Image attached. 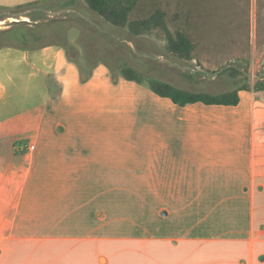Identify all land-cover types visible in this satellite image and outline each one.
<instances>
[{"label": "rangeland", "instance_id": "1", "mask_svg": "<svg viewBox=\"0 0 264 264\" xmlns=\"http://www.w3.org/2000/svg\"><path fill=\"white\" fill-rule=\"evenodd\" d=\"M55 2L0 0V29L13 27L0 33V47L26 44L37 48L51 44L61 48L65 58L79 70L81 87L75 90L76 97L81 92L82 101H86L74 98L60 112L48 114L46 130L55 118L65 117L71 126L76 123V128L85 132L80 136L90 149V159L89 151L79 152V159L69 156L66 165L61 157L52 159L61 165L58 175L51 171L55 168L50 160L52 156H45V151L39 148L41 142L35 151L36 212L42 213L50 202V195H59L60 190L62 196L65 191H70L67 196L79 194V230L73 216V223L65 232V236L79 238V264H89L91 257L96 256L104 257L106 260L103 258L100 264H106L107 257L115 250L127 255L125 259L129 261L119 264H139L141 238L157 237L169 230L184 231L197 223L206 224L208 229L217 223L226 224L232 216L226 212V202L210 210L211 204L219 199L163 197L162 190L169 189L170 183L165 188L166 183L156 182L154 168L146 175L141 174L136 162L128 164L141 155L148 161L154 160L146 154L155 148V131L162 124H170L173 117L177 118L175 111L179 110L171 100L149 89L150 79L142 74L198 91H226L235 84L245 83L253 86L264 78V62H258V56L252 55L256 41L255 51L260 54L264 50V29L253 31V12L264 14V0H142L147 12L156 6L165 10L169 28L187 33L194 42L192 56L187 59L169 49L166 33L160 28L134 35L128 27L114 29L90 8L87 0L56 10L52 9ZM31 14L42 18L35 22ZM27 23L36 27H29ZM260 23L264 24L262 20ZM99 62L105 64L106 86L114 90L110 94L120 99L110 107L104 101L106 90L101 84L82 87L85 81L81 80L79 66L93 72ZM130 65L139 70L143 86L121 77L120 68ZM255 65L259 66L257 70L253 68ZM52 76L53 87L57 78ZM54 89L59 96L61 87ZM205 108L201 104L188 106L184 114L197 117ZM79 110L92 112L82 114ZM70 111L73 113L69 114ZM59 133L53 127L51 138L45 132L43 139L60 146ZM108 162L123 165L112 166ZM229 206L234 212L236 200L231 199ZM163 211L171 214L163 217ZM162 223L165 226L161 227ZM125 248L132 252L126 254ZM68 249L69 253H78L74 245L69 244Z\"/></svg>", "mask_w": 264, "mask_h": 264}, {"label": "crops", "instance_id": "2", "mask_svg": "<svg viewBox=\"0 0 264 264\" xmlns=\"http://www.w3.org/2000/svg\"><path fill=\"white\" fill-rule=\"evenodd\" d=\"M253 15V31L263 30L260 20L264 22V14ZM4 30L7 29H0ZM256 45L257 41L252 55L264 62V50L259 54ZM104 65L96 64L82 87L101 84L109 106L120 99L110 94L114 90L106 86ZM53 74L61 87L56 97L47 83V77ZM79 87V70L65 58L61 48L51 44L37 48L26 44L0 47V264L80 262L79 238L65 236L73 216L79 230V194L67 196L70 191H65L62 196L60 190L59 195H50L49 204L38 213L34 192L35 151L41 142L39 148L45 156H52L51 163L57 170L52 167L51 171L58 175L61 165L52 159L61 157L66 165L69 156L79 159V152L89 151V157L90 149L80 136L85 132L79 131L76 123L73 127L65 117L55 118L46 130L50 112H60L74 98L83 100L81 92L76 97ZM239 96L237 105H188L206 107L197 117L184 114L188 106L171 101L179 109L175 111L178 116L157 128L155 148L146 154L155 162L141 155V159L128 163L136 162L141 174L146 175L154 168L156 182L166 183L165 188L170 183L169 189L162 190L163 197L219 199L210 210L226 202V212L232 215L229 220L226 218V224L217 223L211 229L197 223L184 231L169 230L157 237L141 238L139 264H264V91L241 89ZM89 111L92 112H78ZM60 126L63 131L58 130ZM53 127L61 132L60 146L43 139L45 132L51 138ZM231 199L236 200L234 212L229 206ZM69 244L76 246L78 253H69ZM128 250L125 248L124 252L130 254L132 250ZM126 256L115 250L106 264L129 262ZM103 258L91 257L89 264H100Z\"/></svg>", "mask_w": 264, "mask_h": 264}, {"label": "trees", "instance_id": "3", "mask_svg": "<svg viewBox=\"0 0 264 264\" xmlns=\"http://www.w3.org/2000/svg\"><path fill=\"white\" fill-rule=\"evenodd\" d=\"M77 1L78 0H56V4L52 6V9L71 8ZM87 2L90 8L114 26V29L118 30L128 27L134 35L157 28L162 29L166 33L169 49L178 54L180 58H191L192 51L195 47L194 42L187 33L181 30L173 32L169 28L167 13L159 6L147 12L145 6L142 4V0H87ZM144 12H146L145 15H143ZM31 18L37 22L42 17L39 18L38 15L31 14ZM43 19L45 20L46 18ZM43 23L45 24L46 22ZM28 26L30 27L29 24ZM35 27L34 25L33 28ZM12 28L13 27L0 31V33L10 31ZM79 69L81 80L87 81L91 76V72L89 70L85 71L81 66H79ZM120 69L121 77L142 84L143 77H139L141 76L140 72L139 70H137V72L134 66H122ZM142 76L149 77L150 82L147 86L154 93L161 97L169 98L174 104L182 107L195 103H203L206 105H237L240 102L239 91L241 89L255 90L256 92L264 91V79H258L253 86L248 83L244 85L235 84L230 90L212 92L181 88L173 83L156 79L151 74H142ZM52 77V75L47 77V83L49 82L51 94L56 97L57 95L54 88H59V83L55 80L54 86L52 87L50 82Z\"/></svg>", "mask_w": 264, "mask_h": 264}, {"label": "water", "instance_id": "4", "mask_svg": "<svg viewBox=\"0 0 264 264\" xmlns=\"http://www.w3.org/2000/svg\"><path fill=\"white\" fill-rule=\"evenodd\" d=\"M58 130H59V131H63V127L60 126V127L58 128ZM163 214H164V215H167V211H164ZM102 258H103V257H102Z\"/></svg>", "mask_w": 264, "mask_h": 264}, {"label": "bare ground", "instance_id": "5", "mask_svg": "<svg viewBox=\"0 0 264 264\" xmlns=\"http://www.w3.org/2000/svg\"><path fill=\"white\" fill-rule=\"evenodd\" d=\"M24 19H28V17H25ZM12 21V20H11Z\"/></svg>", "mask_w": 264, "mask_h": 264}]
</instances>
